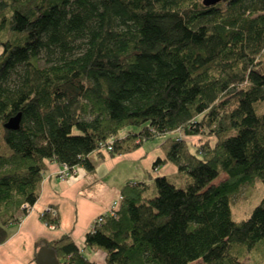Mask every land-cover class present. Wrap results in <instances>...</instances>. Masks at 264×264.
Returning <instances> with one entry per match:
<instances>
[{
  "label": "trees",
  "instance_id": "16d2710c",
  "mask_svg": "<svg viewBox=\"0 0 264 264\" xmlns=\"http://www.w3.org/2000/svg\"><path fill=\"white\" fill-rule=\"evenodd\" d=\"M261 102L264 0H0V245L48 163L91 173L111 138L115 156L163 137L153 169L173 164L186 188L128 183L83 248L68 234L39 248L60 264H95L97 251L105 264H264V197L246 220L231 207L264 184ZM189 137L205 141L193 150Z\"/></svg>",
  "mask_w": 264,
  "mask_h": 264
},
{
  "label": "crops",
  "instance_id": "0c3cea01",
  "mask_svg": "<svg viewBox=\"0 0 264 264\" xmlns=\"http://www.w3.org/2000/svg\"><path fill=\"white\" fill-rule=\"evenodd\" d=\"M160 138L163 137L146 141L137 149L121 155L93 153L90 155L95 166L93 172L77 167L76 174L66 179L59 177L61 164L48 163L37 202L20 223L10 229L8 239L0 245V264H38L39 243L57 240L65 234L70 235L79 248H83L85 237L97 217L105 214L112 203L122 196L121 192L128 183L151 185L153 179L159 176H179L177 168L171 163L153 169L154 162L164 158V138L156 143ZM93 155L96 157L92 158ZM48 209L57 212L60 218L58 228L49 227L41 221L40 216ZM88 258L95 264H105L106 255L97 251L89 253Z\"/></svg>",
  "mask_w": 264,
  "mask_h": 264
},
{
  "label": "rangeland",
  "instance_id": "374dc122",
  "mask_svg": "<svg viewBox=\"0 0 264 264\" xmlns=\"http://www.w3.org/2000/svg\"><path fill=\"white\" fill-rule=\"evenodd\" d=\"M257 112H264V102H261L259 107H257ZM138 128H129L122 131L121 135H126L129 132H137ZM185 140L191 143L194 147L193 150L202 145L205 139L201 137L185 138ZM163 138L157 139L156 143L162 142ZM214 142V140H213ZM212 142V144H214ZM144 142H142L143 144ZM96 157L95 155L92 158ZM170 182L175 184L177 187L186 188L192 179L185 173H180L179 176H170ZM152 184V183H151ZM149 196H155L156 190L154 185L148 191ZM264 197V184L261 181H256L253 185H245L240 193L233 197L231 200V207L233 213V219L235 221H242L249 218L252 210L260 203L261 199Z\"/></svg>",
  "mask_w": 264,
  "mask_h": 264
},
{
  "label": "built area",
  "instance_id": "2783aa9c",
  "mask_svg": "<svg viewBox=\"0 0 264 264\" xmlns=\"http://www.w3.org/2000/svg\"><path fill=\"white\" fill-rule=\"evenodd\" d=\"M110 143L108 144H105V145H101L99 147V150L98 152L102 153V154H109L111 151H112V142H113V138L110 139ZM77 167H74V168H69L65 165H62V169L61 171H59V177L61 179H66L68 177H71V176H74L76 174V169ZM123 197L120 196L119 199L117 201H114L112 203V205L109 207V209L106 211L105 214L103 215H100L99 217H97V219L95 220L94 222V225H93V228L96 226V225H100L104 219L108 216L110 217H116L117 216V209L120 205V202L122 201ZM48 212H51V214L53 216H57V212L54 210V209H48Z\"/></svg>",
  "mask_w": 264,
  "mask_h": 264
},
{
  "label": "water",
  "instance_id": "95a60500",
  "mask_svg": "<svg viewBox=\"0 0 264 264\" xmlns=\"http://www.w3.org/2000/svg\"><path fill=\"white\" fill-rule=\"evenodd\" d=\"M210 1L213 2V1H221V0H210ZM20 120H21V114H18L15 117L11 118L8 121V123L5 125V127L10 130H17L20 125ZM36 258L38 264H60L55 253L46 246L40 248Z\"/></svg>",
  "mask_w": 264,
  "mask_h": 264
}]
</instances>
